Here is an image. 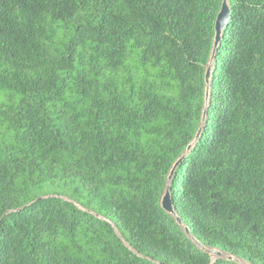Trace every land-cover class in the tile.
<instances>
[{"label":"trees","instance_id":"1","mask_svg":"<svg viewBox=\"0 0 264 264\" xmlns=\"http://www.w3.org/2000/svg\"><path fill=\"white\" fill-rule=\"evenodd\" d=\"M228 2L214 54L223 0H0V264H264V0Z\"/></svg>","mask_w":264,"mask_h":264},{"label":"water","instance_id":"2","mask_svg":"<svg viewBox=\"0 0 264 264\" xmlns=\"http://www.w3.org/2000/svg\"><path fill=\"white\" fill-rule=\"evenodd\" d=\"M229 0H223V4H222V8L218 14L217 20H216V38H215V49H214V54L216 53V51L218 50V46L221 42L222 39V34L223 31L225 29V27L228 24V19L230 17V13H231V9L229 7ZM214 56V55H213ZM211 71H212V66H210L208 68L207 74H206V80L207 83H210V78H211ZM210 94V88L208 87L207 89V95L209 96ZM207 114V110H205V116ZM201 136V131L198 133L197 135V139ZM192 146V145H191ZM191 146H189L188 149L191 148ZM184 157V156H183ZM182 157V158H183ZM182 158L176 163L175 167L173 168L170 176H169V183L172 182L173 180V176L174 173L176 172L177 169V165L179 164V162L182 160ZM162 205L164 207V209L172 214H174L176 221L179 224H182V219L176 215L175 210H174V206H173V201H172V195L170 190L168 189L162 199ZM185 231L188 235L191 234V231L189 229V227H185ZM194 241L198 244V246L200 248H202L203 250H206L208 253L210 254H216L218 256H222V253L220 250L218 249H207L201 242H199L198 240L194 239ZM229 259H234L233 256L228 257Z\"/></svg>","mask_w":264,"mask_h":264},{"label":"rangeland","instance_id":"3","mask_svg":"<svg viewBox=\"0 0 264 264\" xmlns=\"http://www.w3.org/2000/svg\"><path fill=\"white\" fill-rule=\"evenodd\" d=\"M207 249H210V248H207ZM224 256H226V257H230L231 255H227V254H224V253H222ZM213 256L214 257H216V256H218V255H216V254H213ZM233 258H234V260H236V261H238V262H242L243 264H248L246 261H243V260H240V259H238V258H235L234 256H233Z\"/></svg>","mask_w":264,"mask_h":264}]
</instances>
